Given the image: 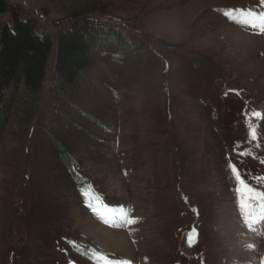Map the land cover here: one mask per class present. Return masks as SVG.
<instances>
[{"label":"rangeland","instance_id":"obj_1","mask_svg":"<svg viewBox=\"0 0 264 264\" xmlns=\"http://www.w3.org/2000/svg\"><path fill=\"white\" fill-rule=\"evenodd\" d=\"M8 2L101 39L0 123V264H264V2Z\"/></svg>","mask_w":264,"mask_h":264},{"label":"trees","instance_id":"obj_2","mask_svg":"<svg viewBox=\"0 0 264 264\" xmlns=\"http://www.w3.org/2000/svg\"><path fill=\"white\" fill-rule=\"evenodd\" d=\"M6 13L13 15L14 23L11 26L8 22H0L2 126L12 119L11 104L22 91L35 94L42 90L53 59L61 93L70 92L72 87L83 83L95 66V47L101 39L92 37L90 23L80 18L73 20L55 38L50 34L40 35L33 20L21 19L18 10L8 0H0V14ZM113 32L116 34L115 30Z\"/></svg>","mask_w":264,"mask_h":264},{"label":"bare ground","instance_id":"obj_3","mask_svg":"<svg viewBox=\"0 0 264 264\" xmlns=\"http://www.w3.org/2000/svg\"><path fill=\"white\" fill-rule=\"evenodd\" d=\"M247 35V33H242V34H240V37L241 38H244L245 40L247 39V37H246V35ZM249 35V34H248ZM251 38V37H250ZM253 38V37H252ZM96 225H97V227H98V229H100V231L102 232V234L103 235H108V234H111V233H113L114 231L113 230H110L108 227H106V226H104V225H102V224H98V223H96ZM250 236V235H249ZM254 237V236H253ZM125 240H124V238H122V240L120 241V242H124ZM254 241V240H253ZM125 244H126V242H125Z\"/></svg>","mask_w":264,"mask_h":264},{"label":"snow or ice","instance_id":"obj_4","mask_svg":"<svg viewBox=\"0 0 264 264\" xmlns=\"http://www.w3.org/2000/svg\"><path fill=\"white\" fill-rule=\"evenodd\" d=\"M262 2H264V0H262ZM262 34H264V31H261ZM259 116V118H264V114H262L261 112L259 113H254L253 114V118H256V116ZM253 134L255 135V129L253 128ZM89 207V205H86ZM91 209V208H90ZM125 219L131 220L133 223L137 222L138 218L137 217H132V216H127L125 217Z\"/></svg>","mask_w":264,"mask_h":264},{"label":"water","instance_id":"obj_5","mask_svg":"<svg viewBox=\"0 0 264 264\" xmlns=\"http://www.w3.org/2000/svg\"><path fill=\"white\" fill-rule=\"evenodd\" d=\"M196 230L195 229H193L191 232H190V234H189V239L190 240H193V238L195 237V235H196Z\"/></svg>","mask_w":264,"mask_h":264}]
</instances>
